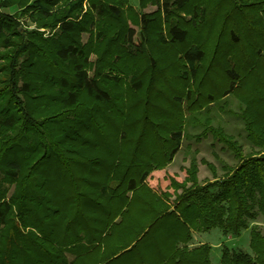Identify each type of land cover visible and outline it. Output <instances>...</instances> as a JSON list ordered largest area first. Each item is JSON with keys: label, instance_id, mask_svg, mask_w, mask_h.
I'll return each mask as SVG.
<instances>
[{"label": "trees", "instance_id": "16d2710c", "mask_svg": "<svg viewBox=\"0 0 264 264\" xmlns=\"http://www.w3.org/2000/svg\"><path fill=\"white\" fill-rule=\"evenodd\" d=\"M263 119L264 0H0V264H215L217 227L251 235L219 264H264Z\"/></svg>", "mask_w": 264, "mask_h": 264}, {"label": "rangeland", "instance_id": "374dc122", "mask_svg": "<svg viewBox=\"0 0 264 264\" xmlns=\"http://www.w3.org/2000/svg\"><path fill=\"white\" fill-rule=\"evenodd\" d=\"M34 0H31V2ZM131 4L135 7H139V0H130ZM156 8L155 5H150L145 10L151 11ZM2 9L15 17L19 22L21 30L25 33L30 31H39L43 33L44 36L48 37L53 34L50 29L40 27L36 21L33 20L28 14H23V8L17 4L2 7ZM88 33L83 34L84 41L88 39ZM128 40L134 47H142L143 37H142V29L140 25L135 23H129L128 28ZM224 116V115H223ZM226 121V119H225ZM227 123V122H226ZM233 132H240L242 130V126L239 122L235 120H229L227 124ZM262 131L264 132V119L262 125ZM184 147L180 152L177 153L174 161L169 164L165 168H160L154 170L148 179V183L156 188V189H168L171 184V177H175L178 180H183L186 176V167L189 162L190 155H188L189 150L185 146L188 145V140H185ZM211 139H204L202 143L196 144L192 143L191 147L200 149L199 159L201 157H206L210 160L215 161L218 164V161L215 157L213 150L217 151L219 156L225 160H228L230 163H234V159L230 157L226 152L220 149L221 145L216 144L215 147L210 145ZM201 168V177L204 179L205 177H210V170L203 163L200 164ZM257 223L264 230V217L260 216L257 221L252 222L251 224ZM194 240L192 241V245H198L203 242H209L212 245L211 258L215 264H219L221 261V253H222V244L225 243L230 247L239 246L244 248L246 251L251 252L250 247V229H244L239 236L236 235H225L220 228H213L207 232H195Z\"/></svg>", "mask_w": 264, "mask_h": 264}, {"label": "crops", "instance_id": "0c3cea01", "mask_svg": "<svg viewBox=\"0 0 264 264\" xmlns=\"http://www.w3.org/2000/svg\"><path fill=\"white\" fill-rule=\"evenodd\" d=\"M196 233L194 232V234L193 235H195ZM195 237V236H194ZM194 240V239H193Z\"/></svg>", "mask_w": 264, "mask_h": 264}]
</instances>
